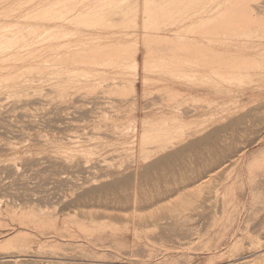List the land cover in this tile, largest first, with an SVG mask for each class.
I'll return each mask as SVG.
<instances>
[{
	"label": "rangeland",
	"instance_id": "obj_1",
	"mask_svg": "<svg viewBox=\"0 0 264 264\" xmlns=\"http://www.w3.org/2000/svg\"><path fill=\"white\" fill-rule=\"evenodd\" d=\"M134 1L0 0L2 31L48 26L112 53L105 80L65 85L64 52L61 82L0 84V264H244L264 248V0Z\"/></svg>",
	"mask_w": 264,
	"mask_h": 264
},
{
	"label": "bare ground",
	"instance_id": "obj_2",
	"mask_svg": "<svg viewBox=\"0 0 264 264\" xmlns=\"http://www.w3.org/2000/svg\"><path fill=\"white\" fill-rule=\"evenodd\" d=\"M32 1V0H31ZM100 1V0H99ZM136 1V0H135ZM134 1V2H135ZM147 1H150V0H147ZM152 1H154V0H151L150 2H152ZM238 1V0H237ZM113 2V1H112ZM121 2H122V0H121ZM146 2V1H145ZM230 2V1H229ZM246 2V1H245ZM57 3V2H56ZM85 3V2H84ZM104 3V2H103ZM130 3V2H129ZM147 3V2H146ZM236 3V2H235ZM4 4V3H3ZM105 4V3H104ZM118 4H119V2H118ZM117 4V5H118ZM135 4V3H134ZM150 4V3H149ZM148 4V5H149ZM156 4V3H155ZM233 4V3H232ZM239 4V3H238ZM242 4H243V2H242ZM37 5V4H36ZM91 5V4H90ZM111 5V4H110ZM113 5V4H112ZM116 5V4H115ZM249 5V4H248ZM247 5V6H248ZM97 6H98V4H97ZM106 6V5H105ZM139 6V5H138ZM156 6V5H155ZM228 6V5H227ZM246 6V7H247ZM251 6V5H250ZM58 7H60V6H58ZM99 7H100V5H99ZM111 7V6H110ZM114 7V6H113ZM232 7V6H231ZM11 7H9V9H10ZM14 8H15V6H14ZM20 8V7H19ZM82 8V7H81ZM90 8V7H89ZM95 8V7H94ZM160 8H162V7H160ZM164 8V7H163ZM8 8H7V11L9 10ZM18 9V8H17ZM99 9V8H98ZM101 9V8H100ZM99 9V10H100ZM102 9H103V7H102ZM115 9V8H114ZM147 9H149V8H147ZM11 11L13 10V9H10ZM9 10V11H10ZM50 10V9H49ZM70 10V9H69ZM79 10V9H78ZM84 10V9H83ZM89 9H87V13H86V10H85V15H86V18L88 17L87 15L89 14V15H92V11H94V10H92L91 8H90V11H88ZM95 10H96V8H95ZM145 10H146V8H145ZM152 10V9H151ZM160 10V9H159ZM159 10H157V11H159ZM164 10V9H163ZM239 10H241L240 8H239ZM250 10H251V7H250ZM2 11V12H1ZM10 11V12H11ZM22 11V10H21ZM44 11V10H43ZM100 11H102V10H100ZM99 11V12H100ZM137 11V10H136ZM139 11V10H138ZM153 11V10H152ZM232 11V10H231ZM252 11V10H251ZM9 12V13H10ZM15 12H16V10H15ZM98 12V11H97ZM98 12V13H99ZM228 12V11H227ZM239 12V11H238ZM1 13H3V8H2V10H0V14ZM5 13V15L7 16V15H9V13H6V12H4ZM13 12H11V14H12ZM40 13H42V12H40ZM94 13H95V11H94ZM104 13V12H103ZM103 13H101V14H103ZM137 13V12H136ZM142 13H144V12H142ZM43 14V13H42ZM83 14H84V11H83ZM96 14V13H95ZM100 14V13H99ZM99 14H97V17L96 18H98V20L96 19L95 21H96V23H94V24H97V25H103V26H110V24H111V26H113L112 25V23L111 22H109L110 24H108L107 22H105V23H102L104 20H118L119 21V19H117V18H115V19H113L111 16H103V15H99ZM152 14V13H151ZM156 14V13H155ZM5 15H3L2 14V16H4V18H5V21H6V17H5ZM14 15V14H13ZM26 15V14H25ZM37 15V14H36ZM45 15V14H44ZM43 15V16H44ZM79 15H80V13H79ZM82 15V14H81ZM105 15V14H104ZM137 15V14H136ZM144 15H145V13H144ZM150 15V14H149ZM148 15V17L150 18V21H153L151 18V16H154L155 17V15H150L149 16ZM159 15V14H158ZM223 15V14H222ZM227 15V14H226ZM232 15V14H231ZM243 15V14H242ZM1 16V15H0ZM22 16V15H21ZM20 16V17H21ZM35 16V15H34ZM40 16V15H39ZM46 16V15H45ZM50 16V15H49ZM55 16V15H54ZM84 16V15H83ZM131 16V15H130ZM138 16V15H137ZM14 17V16H13ZM36 17V16H35ZM122 17V16H121ZM125 17V16H124ZM127 17V16H126ZM134 17V16H133ZM146 17H147V15H146ZM227 17H228V15H227ZM4 18H0V19H4ZM17 18V17H16ZM41 18H42V21L44 22L45 20H48V18L46 19L45 17H40V20H41ZM118 18H120V17H118ZM128 18H131V17H128ZM127 18V19H128ZM137 18V17H136ZM135 18V19H136ZM157 18H159V16L157 17V15H156V17L155 18H153L154 20H158ZM230 18V17H229ZM22 19V18H21ZM21 19H19V21L21 20ZM36 19H37V17H36ZM43 19H45V20H43ZM52 19V18H51ZM84 19V18H83ZM133 18H131V21L132 22H135L136 20H138V19H136V20H132ZM143 19H144V17H143ZM230 19H233V18H230ZM229 19V20H230ZM8 20V19H7ZM30 20V19H29ZM39 20V19H38ZM49 20H50V18H49ZM84 20H86V19H84ZM84 20L81 22L82 24H83V22H84ZM128 20H130V19H128ZM145 20H146V18H145ZM144 20V21H145ZM148 20V19H147ZM241 20V19H240ZM2 21V20H1ZM4 21V20H3ZM2 21V22H3ZM9 21V20H8ZM7 21V22H8ZM12 21V20H11ZM10 21V22H11ZM14 21H15V19H14ZM19 21L18 20H16V22L17 23H19ZM21 21H26V20H21ZM33 21V20H32ZM94 21V22H95ZM98 21V22H97ZM231 21V20H230ZM249 21V20H248ZM24 22H22L23 24H24ZM31 22V21H30ZM53 22V21H52ZM51 22V23H52ZM116 22V21H115ZM161 22V21H160ZM160 22H154L153 21V23L155 24H157L155 27L157 28V29H169L168 27H170V25L169 26H164V24L162 23H160ZM162 22H164V21H162ZM1 23V22H0ZM12 23V22H11ZM16 23V26L17 25H19V24H17ZM26 23V22H25ZM35 23V22H34ZM41 23V22H40ZM47 23H49V21L47 22ZM58 24L56 21L53 23L55 26H56V24ZM119 23V22H118ZM144 23V22H143ZM168 23V22H167ZM236 23V22H235ZM255 23V22H254ZM6 24V23H5ZM5 24H4V26H3V23H2V27H7V26H5ZM14 24V23H13ZM12 24V25H13ZM60 24V23H59ZM108 24V25H107ZM124 24V23H123ZM132 24V23H131ZM170 24V23H169ZM245 24V23H244ZM1 25V24H0ZM10 25V24H9ZM21 25V24H20ZM19 25V26H20ZM25 25H27V24H25ZM44 25H46L45 24V22H44ZM48 25V24H47ZM52 25V24H51ZM50 25V26H51ZM53 25V26H54ZM84 25V24H83ZM115 25H116V23H115ZM114 25V26H115ZM163 25V26H162ZM237 25V24H236ZM260 25H261V23H260ZM11 26V25H10ZM19 26H17V27H19ZM29 26V25H28ZM27 26V27H28ZM52 26V27H53ZM58 26V25H57ZM56 26V27H57ZM153 26V27H154ZM219 26V25H218ZM231 26H232V24H231ZM234 26H235V24H234ZM12 27V26H11ZM11 27H9L10 29H5V31L3 30H0V69H1V71H2V73L3 74H0V76L3 78V80L1 79V81H4V79L6 80V79H8V82L10 81V83L12 84V83H14V82H17L18 80H20V79H22L23 77H29V73L31 72V71H35V72H37V73H39V74H41V75H43V74H46L47 73V75H48V77L46 78V81H50L49 83H51V84H53V78H54V76H57L58 77V79H57V82L58 81H60V80H62L63 79V73H65L66 71H67V74L66 75H64L65 77V80L63 79V81H65V85L68 83H66V78H68V80L67 81H69V82H71L72 80H74V76L76 77L77 76V73L78 72H80V71H83V73H85V74H87L89 77H91V76H93V74L95 73V72H98V73H101V75L102 76H100V74H98V73H96V75H98V76H96V77H101V79H103V80H105V75H103V74H105L107 71V69H105L107 66H109V65H106V64H104V60H105V58H108L107 56H110V55H112V53L111 54H109V49H107L106 47H103V45L102 44H99L101 41H95L94 39L96 38V40H97V38H98V35H99V37L101 36L100 34H98L97 33V35L95 36L94 34V36H95V38H91L90 36H88L87 34H89L90 32H91V30H88V31H90V32H87V36L88 37H90V38H88L87 36V38L88 39H90V40H94V42H96V44L98 45V46H100L101 45V47H93V46H91V47H89L90 45H93V44H89V42H87V41H83V40H85L84 38H80V36H77L78 35V33H79V35L80 34H82V33H84L85 31L84 30H81L82 28L80 27V30H79V32L77 31V35H75V36H77L76 38L78 39L77 41L76 40H68V39H65L64 37H66L67 38V36H66V34H65V31L63 32V33H57V32H53L54 30H52L51 28V30H49L48 32H47V28H48V26L47 27H45V26H43V31H42V27L41 28H39V27H37L38 28V30L40 29V31H42V32H45V34H42L41 35V32H38V33H31L30 31H29V27L27 28L28 29V31H23V32H19L18 30H20V28L18 29L17 27L16 28H11ZM14 27V26H13ZM23 27H24V25H23ZM55 27V28H56ZM59 27H61V26H59ZM8 28V27H7ZM35 28H36V26H35ZM46 28V29H45ZM222 28V27H221ZM262 28H263V26H262ZM1 29H3V28H1ZM11 29H13V30H11ZM16 29V30H15ZM23 29V28H22ZM24 29H25V27H24ZM23 29V30H24ZM30 29H32V28H30ZM49 29V28H48ZM166 29V30H167ZM33 30V29H32ZM36 30V29H35ZM86 30V29H85ZM232 30V29H231ZM57 31V30H56ZM84 31V32H83ZM87 31V30H86ZM121 31V30H120ZM119 31V32H120ZM243 31V30H242ZM255 31V30H254ZM225 32V31H224ZM237 32V31H236ZM261 32V31H260ZM67 33V35L69 34L68 32H66ZM86 33V32H85ZM92 33H93V31H92ZM91 33V34H92ZM96 33V32H95ZM123 33V32H122ZM125 33V32H124ZM123 33V34H124ZM129 33V32H128ZM127 33V34H128ZM223 33V32H222ZM246 34V33H245ZM249 34V33H248ZM248 34H247V36H248ZM262 34V33H261ZM84 35V34H83ZM90 35V34H89ZM93 35H92V37H93ZM178 35H180V34H178ZM264 35V34H263ZM52 36L53 38L52 39H50V37ZM120 36V35H119ZM235 36V35H234ZM80 39H79V38ZM82 37V36H81ZM228 37V36H227ZM236 37V36H235ZM242 37V36H241ZM258 37V36H257ZM256 37V38H257ZM260 37V36H259ZM75 39V38H74ZM87 39V40H88ZM243 39V38H242ZM253 39V38H252ZM260 39V38H259ZM256 40V39H255ZM89 41V40H88ZM234 41V40H233ZM258 41V40H257ZM43 42H44V44L45 45H43V47L42 46H40V44L42 43L43 44ZM87 43L88 44V47L87 48H83V46H78L79 45V43L82 45V43ZM98 42V43H97ZM118 42H120V40L118 41ZM117 42V43H118ZM122 42V41H121ZM230 42V41H229ZM102 43H104V42H102ZM106 43H108V41H106ZM116 43V42H115ZM123 43V42H122ZM251 43V42H250ZM260 43V42H259ZM41 44V45H42ZM65 44H73L74 45V48H72V46H70L69 45V47H68V45H65ZM109 44V43H108ZM121 44V43H120ZM120 44H118V48H120L119 47V45ZM65 45V46H64ZM106 45V44H105ZM241 45V44H240ZM69 48H67V47ZM75 46H77V47H75ZM95 46V45H94ZM63 47H65V50L67 49V51H65V50H63L64 48ZM71 47V48H70ZM46 48H48V49H46ZM47 51H49V53L47 54L48 55V57H46V54L45 53H47ZM45 52V53H44ZM64 52H66V56H68L67 58L65 57V58H63V60H67L65 63L67 64H64V65H66V66H63L64 68H65V72H64V68H63V73H62V65L61 64H63L64 62H61V61H63L62 59H61V57L62 56H65L64 54ZM135 53H136V50L134 51ZM58 53V55L60 56L58 59H57V56H56V54ZM64 53V54H63ZM124 53V50L123 49H119V54H118V58H117V60H119V61H121V60H123L126 56H122V54ZM131 53H133V50H132V52ZM134 54V53H133ZM32 56H33V58H32ZM132 57L134 56V55H131ZM131 57V58H132ZM34 60V58L36 59V61H37V65L36 66H33V64H32V66L30 65L29 66V61L30 60H32V59ZM135 59H133V60H136V56L134 57ZM49 61L48 63H49V65L48 64H45L44 62H46V61ZM132 60V59H131ZM124 61V60H123ZM31 62V61H30ZM34 62V61H33ZM133 62V61H132ZM136 62V61H135ZM47 63V62H46ZM175 63V62H174ZM119 63H117V65H118ZM136 64V63H135ZM259 64V63H258ZM120 66H121V64H120ZM124 66V65H123ZM146 66V65H145ZM257 66V65H256ZM261 66V65H260ZM246 68V67H245ZM264 68V67H263ZM61 69V70H60ZM255 69V68H254ZM261 69V68H260ZM100 70L102 71V72H100ZM264 70V69H263ZM0 71V72H1ZM256 71V70H255ZM258 71V70H257ZM104 72V73H103ZM109 73H110V71H108ZM113 72H114V70H113ZM261 72V71H260ZM49 73V74H48ZM62 73V74H61ZM103 73V74H102ZM234 73V72H233ZM238 74H240L239 72H237ZM246 73V72H245ZM237 74V76H239ZM243 74V73H242ZM51 75V76H50ZM80 76H82V74H79ZM78 75V76H79ZM84 75V74H83ZM108 75V74H107ZM110 75V74H109ZM228 75V74H227ZM234 75V74H233ZM241 75V74H240ZM247 74H245V76H246ZM85 77H87L86 75H84ZM231 77H233L232 75H230ZM229 76V77H230ZM243 76H244V74H243ZM35 77V76H34ZM40 77H42V76H40ZM62 77V78H61ZM73 77V78H72ZM89 77H87V78H89ZM103 77V78H102ZM110 77V76H109ZM109 77H107V80H108V78ZM225 77H226V75H225ZM30 78V77H29ZM29 78H26L27 79V81H30L29 80ZM81 78V77H80ZM87 78H86V81H88V80H90V79H88L87 80ZM25 79V78H24ZM31 79V78H30ZM33 79V78H32ZM69 79H71V81L69 80ZM76 79V78H75ZM92 79V78H91ZM97 79V78H96ZM227 79V78H226ZM44 80V79H43ZM82 80V79H81ZM93 80V82H94V80H95V77H94V79H92ZM254 80V79H253ZM41 81V80H40ZM39 81V82H40ZM45 81V80H44ZM258 81V80H257ZM24 82H26V80H24L23 82H19V84H24ZM31 82H32V80L30 81V84H31ZM36 82V81H35ZM35 82H33V83H35ZM61 82V81H60ZM74 82V81H73ZM80 82V81H79ZM3 83H6L5 84V86H3V87H5V89L4 90H8L9 88H6L7 86L6 85H8V83H7V81H4V82H0V84H3ZM27 83V82H26ZM32 83V84H33ZM59 83V82H58ZM63 83V84H62ZM61 84L62 85H64V82H62ZM249 83V82H248ZM10 84V85H11ZM28 85H27V87L29 86V83H27ZM78 84V83H77ZM252 84V83H251ZM9 85V86H10ZM46 85H47V82H46ZM55 85V84H54ZM53 85V86H54ZM256 85V84H255ZM19 86V85H18ZM18 86H16V84H15V87L14 88H16V87H18ZM21 86V85H20ZM24 86V85H23ZM43 86V85H42ZM41 86V87H42ZM56 86V85H55ZM54 86V87H55ZM91 86H94V84L93 85H91ZM90 85H89V88H91L92 89V87H91ZM0 87H1V85H0ZM3 87L1 88L2 90H3ZM12 88H13V86H11ZM25 87V86H24ZM26 87V88H27ZM40 87V86H39ZM50 87V86H49ZM57 87H59V89H60V87H62L64 90L66 89V88H64L63 86H59V84L56 86V88ZM259 87V86H258ZM13 88V89H14ZM21 88H23V87H21ZM20 88V89H21ZM73 88V87H72ZM88 88V87H87ZM16 89H18V88H16ZM20 89H19V91H20ZM24 89V88H23ZM38 89V88H37ZM40 89V88H39ZM94 89V88H93ZM255 89V88H254ZM10 91H11V89H9ZM25 90H27V89H25ZM24 90V91H25ZM32 90V89H31ZM35 90V89H34ZM58 90V89H57ZM64 90H62V91H64ZM86 90V89H85ZM227 90V89H226ZM13 91V90H12ZM15 91V94L17 95L18 93H16V90H14ZM22 91V90H21ZM20 91V92H21ZM23 91V92H24ZM37 91H39V90H37ZM45 91V90H44ZM60 90H58V92H59ZM61 91V92H62ZM87 91V90H86ZM91 91V93H92V91L93 90H90ZM1 92V91H0ZM22 92V93H23ZM33 92V91H32ZM41 92V91H40ZM89 92V90L87 91V93ZM3 93H5V92H3ZM8 93V92H7ZM13 93V92H12ZM11 93V95L10 96H12L13 94ZM28 92H26V94H27ZM2 93H0V95H1ZM8 94H10V93H8ZM20 94V93H19ZM18 94V95H19ZM29 94V93H28ZM27 94V95H28ZM35 94H37V93H35ZM41 94V93H40ZM48 94V93H47ZM64 94V93H63ZM2 95H4V94H2ZM7 95V94H6ZM16 95H13V97H14V99H17L18 101H16V102H14V103H16V104H19V103H23L24 104V106H26L27 104H25V103H27L28 102V97H27V95H26V97H25V95H23L24 96V98H23V96H22V94H20L19 96H20V98H23V99H19V98H16ZM22 96V97H21ZM37 96V95H36ZM36 96H34L35 98H36ZM43 96V95H42ZM45 96V95H44ZM1 97V96H0ZM3 97H7V96H3ZM3 97L1 98V99H3ZM88 97V96H87ZM39 98V97H38ZM90 98H92V97H90ZM95 98V97H94ZM7 99V98H6ZM5 99V100H6ZM13 100V99H12ZM32 100V99H31ZM31 101H29V103H30ZM38 102H39V100H38ZM31 103H33V100H32V102ZM31 103H30V105H31ZM44 103V102H43ZM22 104V105H23ZM1 105V104H0ZM4 105V104H3ZM15 105V104H14ZM35 105V104H34ZM9 106V105H8ZM15 106H17V105H15ZM23 106V107H24ZM37 106V105H36ZM12 107H13V105H12ZM21 107V106H20ZM38 107V106H37ZM14 108V107H13ZM12 108V109H13ZM18 108V107H17ZM50 108V107H49ZM67 108V107H66ZM52 109V108H51ZM62 109V108H61ZM36 111V110H35ZM12 113V112H11ZM46 115V114H45ZM9 117V116H8ZM38 120V119H37ZM62 120V119H61ZM28 124V123H27ZM42 124V123H41ZM15 125V124H14ZM25 129V128H24ZM18 131V130H17ZM22 131V130H21ZM39 137V136H38ZM42 138V137H41ZM10 140V139H9ZM14 140V139H13ZM2 143V142H1ZM76 147V146H75ZM35 150V149H34ZM72 152V151H71ZM81 152V151H80ZM244 152V151H243ZM73 154V153H72ZM242 154V153H241ZM264 154V153H263ZM232 156V155H231ZM239 156V155H238ZM242 156V155H241ZM170 157H171V155H170ZM235 157V156H234ZM240 157V156H239ZM264 157V156H263ZM236 159V158H235ZM234 160V159H233ZM231 161V160H230ZM237 162V161H236ZM258 162V161H257ZM240 163V162H239ZM231 164V163H230ZM239 165V164H238ZM250 165V164H249ZM233 166V165H232ZM70 167V166H69ZM73 167V166H72ZM83 167V166H82ZM226 167V166H225ZM248 169H250L251 170V165L249 166V168ZM9 171V170H8ZM118 182V181H117ZM116 182V183H117ZM95 186V185H94ZM110 187V186H109ZM20 194V193H19ZM24 195V194H23ZM27 195V194H26ZM25 195V196H26ZM15 196V195H14ZM31 197V196H30ZM30 197H29V199H30ZM22 199V198H21ZM37 199H38V197H37ZM42 199V198H41ZM118 199V198H117ZM32 200V199H31ZM18 201V200H17ZM228 202V201H227ZM242 202V201H241ZM245 202V201H244ZM12 203V202H11ZM18 203V202H17ZM233 203V202H232ZM37 204V203H36ZM35 204V205H36ZM39 204V203H38ZM230 204H231V202H230ZM31 205V204H30ZM39 206V205H38ZM15 209V208H14ZM36 209V208H35ZM8 210V209H7ZM234 210V209H233ZM34 211V210H33ZM230 211V210H229ZM235 213V212H234ZM22 215V217L24 218L26 215H23V214H21ZM33 215V214H32ZM229 215H230V213H229ZM52 216V215H51ZM264 216V215H263ZM234 217V216H233ZM32 218H33V216H32ZM35 218V217H34ZM232 218V217H231ZM39 219V218H38ZM98 219V218H97ZM36 220V219H35ZM262 222V221H261ZM24 225V224H23ZM264 226V225H263ZM19 227H21V226H19ZM21 229V228H20ZM262 229H264V228H262ZM17 230V229H16ZM18 230H19V228H18ZM44 230V229H43ZM26 231V230H25ZM263 231V230H262ZM23 232V231H22ZM264 232V231H263ZM14 234V233H13ZM17 235V234H16ZM19 235L20 234H18L17 236H14L15 238L13 239H10L9 241L11 242V241H14V240H16L18 237H19ZM11 238V237H10ZM112 238V237H111ZM246 238V237H245ZM254 238H255V236H254ZM115 239V238H114ZM252 239V238H251ZM260 240V239H259ZM238 242V241H237ZM254 242H256V241H254ZM258 243V242H257ZM237 244V243H236ZM252 244V243H251ZM255 244V243H254ZM253 244V245H254ZM259 245H254V247H253V245H252V251L250 250V251H248L246 254H244L243 253V255L242 256H240L241 257V261H240V263H242L243 261H244V264H249V263H251V264H253V263H257V261H259V260H261V259H263L264 260V248H262L261 246V243H258ZM263 246H264V244H263ZM217 247V246H216ZM258 247H260V248H258ZM235 248V247H234ZM237 248H238V246H237ZM236 248V249H237ZM258 249V250H254V249ZM233 249V248H232ZM245 250V249H244ZM254 250V251H253ZM221 253H223V252H221ZM239 254V253H238ZM233 255V254H232ZM242 259H243V261H242ZM14 262V261H13Z\"/></svg>",
	"mask_w": 264,
	"mask_h": 264
}]
</instances>
